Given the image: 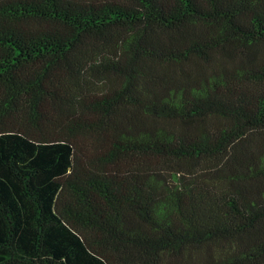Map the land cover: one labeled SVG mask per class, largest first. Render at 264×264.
I'll list each match as a JSON object with an SVG mask.
<instances>
[{"label": "trees", "instance_id": "obj_1", "mask_svg": "<svg viewBox=\"0 0 264 264\" xmlns=\"http://www.w3.org/2000/svg\"><path fill=\"white\" fill-rule=\"evenodd\" d=\"M0 264H264V0H0Z\"/></svg>", "mask_w": 264, "mask_h": 264}]
</instances>
